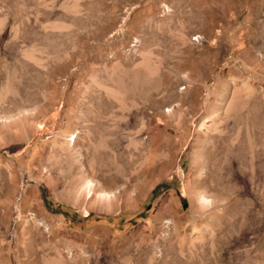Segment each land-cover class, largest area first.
Listing matches in <instances>:
<instances>
[{
	"label": "rangeland",
	"instance_id": "374dc122",
	"mask_svg": "<svg viewBox=\"0 0 264 264\" xmlns=\"http://www.w3.org/2000/svg\"><path fill=\"white\" fill-rule=\"evenodd\" d=\"M0 264H264V0H0Z\"/></svg>",
	"mask_w": 264,
	"mask_h": 264
},
{
	"label": "water",
	"instance_id": "95a60500",
	"mask_svg": "<svg viewBox=\"0 0 264 264\" xmlns=\"http://www.w3.org/2000/svg\"><path fill=\"white\" fill-rule=\"evenodd\" d=\"M179 195H180V197H181V199H182V201H183V209L184 210H187L188 209V207H189V203L186 201V199L181 195V193H179Z\"/></svg>",
	"mask_w": 264,
	"mask_h": 264
},
{
	"label": "bare ground",
	"instance_id": "6f19581e",
	"mask_svg": "<svg viewBox=\"0 0 264 264\" xmlns=\"http://www.w3.org/2000/svg\"><path fill=\"white\" fill-rule=\"evenodd\" d=\"M67 156V155H66ZM73 170V169H72ZM105 175V174H104ZM106 177V176H105ZM109 178V177H108ZM105 179V178H104ZM110 180H111V178H110ZM111 185V184H110ZM109 185V186H110ZM92 187V186H91ZM100 189V188H99ZM96 190V189H95ZM96 193V192H95ZM101 196H105V197H107V198H109V194H102V193H99ZM99 194H97V195H99ZM113 195V194H112ZM94 197V196H93ZM102 198V197H101ZM102 199H104V198H102ZM105 202V201H104ZM106 203V202H105ZM108 205V204H107ZM109 206V205H108Z\"/></svg>",
	"mask_w": 264,
	"mask_h": 264
}]
</instances>
